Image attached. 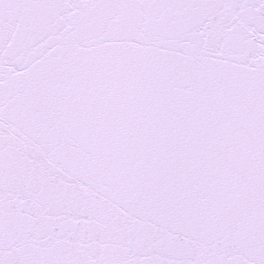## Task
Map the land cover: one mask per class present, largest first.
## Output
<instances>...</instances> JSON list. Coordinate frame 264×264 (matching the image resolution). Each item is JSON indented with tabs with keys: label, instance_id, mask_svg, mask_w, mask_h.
Wrapping results in <instances>:
<instances>
[{
	"label": "snow or ice",
	"instance_id": "obj_1",
	"mask_svg": "<svg viewBox=\"0 0 264 264\" xmlns=\"http://www.w3.org/2000/svg\"><path fill=\"white\" fill-rule=\"evenodd\" d=\"M0 264H264V0H0Z\"/></svg>",
	"mask_w": 264,
	"mask_h": 264
}]
</instances>
